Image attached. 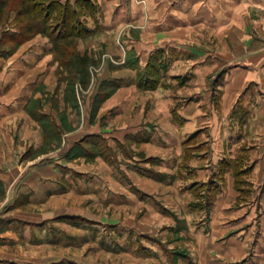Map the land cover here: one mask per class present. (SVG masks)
Segmentation results:
<instances>
[{"label":"crops","instance_id":"1","mask_svg":"<svg viewBox=\"0 0 264 264\" xmlns=\"http://www.w3.org/2000/svg\"><path fill=\"white\" fill-rule=\"evenodd\" d=\"M144 1L94 0L84 17L92 34L77 51L95 60L113 43L115 54L85 97L86 120L74 83L56 79L46 38L0 56V264H81L43 248L88 243L122 264H264V0H241L260 9L262 58L234 66L168 39L190 6L192 22L232 32V0H173L172 12ZM137 22L142 31L120 35ZM156 53L159 81L140 87ZM218 70L221 81H197ZM67 196L89 199L98 218L48 206ZM137 207L151 223L101 215Z\"/></svg>","mask_w":264,"mask_h":264},{"label":"rangeland","instance_id":"2","mask_svg":"<svg viewBox=\"0 0 264 264\" xmlns=\"http://www.w3.org/2000/svg\"><path fill=\"white\" fill-rule=\"evenodd\" d=\"M153 5L152 9L156 11V9H170L171 5L170 2L173 0H152ZM253 3L256 2L257 0H251ZM190 2V1H189ZM241 0H232L231 4L234 9V21H233V31L230 32L229 30H224L219 29L215 30L214 32H209L208 29L206 28L207 25L206 23L203 22H192L190 19H192L190 14L192 11L191 6L186 8L185 14H183V17L185 18L184 22L180 23H173L174 25L178 24L174 28H172L171 35L169 36V40L173 41L174 43H181L184 44L185 47H198L201 49H206L207 51H211V54H215V57L220 58V62H225L231 63L232 66H234L238 61L241 59H244L246 57H250V59L254 62H260V58H262V55L260 54V37L255 36L253 33H256V25L260 24V9L256 11V8L253 7L252 5L247 6L245 3L241 4ZM137 3L141 4L142 7L146 6V3L144 0H137ZM162 3V4H161ZM221 8V6H220ZM207 9L209 7L207 6ZM170 12L171 9H170ZM14 14V12L10 13V16ZM10 16L7 21L5 22H0V32L5 30H10L15 24L13 23V18L10 19ZM159 16V14H158ZM159 23V21H157ZM145 28V22H137V23H132L129 25H126L120 30V35L125 32L126 30H137V31H142ZM124 30V31H123ZM211 33V34H210ZM113 41L116 40V38L113 37L111 38ZM110 39V41H111ZM108 41V40H107ZM112 42V41H111ZM105 48V49H104ZM113 43L112 46L109 44L104 45L102 48H99V56L97 59H93L91 56V59L93 61V68L90 71V81L87 84V87H83L79 84L78 81L74 82L73 89L76 93V100L77 103L80 105V110H81V118L82 120H86V115L84 114V100L85 97H88L90 93L92 92V89L94 85L96 84L97 81L99 80V74L102 72L104 68H106L107 65H115L114 60H112V57L114 54L113 51ZM248 53V54H247ZM92 54V52H91ZM51 61L55 62L57 65L56 68V74H57V81H67L65 79V73L61 72L58 68V61L56 59V56L52 54L51 56ZM50 61V62H51ZM122 62V61H121ZM255 66L257 64H254ZM51 66V63H50ZM207 70L205 71V73ZM252 76H251V81H260L259 78H257V69H252ZM225 72L223 70L217 71H211L207 75L200 76L199 80L197 81H221L222 76ZM46 81H50L47 80ZM174 81H179L178 79H174ZM183 81H194V79H185ZM182 93L179 94L177 97L180 99H185L187 98L186 94ZM171 99V98H170ZM149 101V99H146ZM170 102V101H169ZM179 105H181V101H179ZM143 103V108H144V103L145 100L142 102ZM142 103L140 106V110H142ZM171 103L174 104L175 99H171ZM182 104H184V101H182ZM143 112V111H142ZM95 147L99 149V147H102V143H94ZM89 148V146H86ZM92 151V150H91ZM96 152L95 150H93ZM107 152L108 150H104ZM81 153L85 152L84 149L80 150ZM118 152H120V149H118ZM86 153V152H85ZM84 153V154H85ZM110 155L107 154L106 158H109ZM20 167H23L21 165ZM88 202L89 199L85 197H64V198H57L54 199V201L49 203V207H52L53 205L57 204H72L73 209H85L86 212L88 213L87 215L92 217V218H98L99 214L96 211V206L89 205ZM88 204V205H87ZM100 209V208H98ZM107 210V209H106ZM105 210V211H106ZM90 213V214H89ZM93 213V214H91ZM103 216L106 217H114V218H119L121 220H129V218H135L139 219L140 217L143 219H139L138 221H141L143 224L147 220V222L151 223L152 220L144 217L145 213L140 211V209L137 207L136 209H131L123 211H119L118 213H113L112 210L107 211L106 213L102 212ZM138 217V218H137ZM146 224V223H145ZM25 249V248H24ZM43 249H45L43 251ZM41 252H45L48 254L49 252H54L58 256H69L73 258L80 259L81 264H122V261L118 257H113L109 256L106 254H101L98 253V250L96 246L93 243H88L84 246L79 247L78 249H71V250H59L57 248H43ZM27 251V249H26ZM30 253L32 251H29ZM35 253V252H34ZM134 264V263H131ZM139 264V263H136ZM145 264V263H141Z\"/></svg>","mask_w":264,"mask_h":264},{"label":"trees","instance_id":"3","mask_svg":"<svg viewBox=\"0 0 264 264\" xmlns=\"http://www.w3.org/2000/svg\"><path fill=\"white\" fill-rule=\"evenodd\" d=\"M96 11L94 0H74L73 4L61 0H0V22L7 21L11 12L15 14V25L11 28L14 31L0 32V56L11 55L23 42L39 35L50 44V52L56 56L65 79L84 86L90 81L94 65L91 57L80 54L76 46L79 40L92 34L85 26L84 17ZM162 64L159 53L150 58L145 71L138 75V80L144 81L140 87L155 88Z\"/></svg>","mask_w":264,"mask_h":264}]
</instances>
